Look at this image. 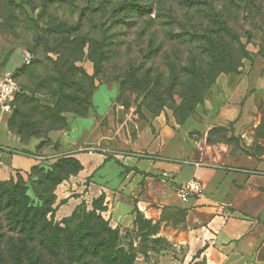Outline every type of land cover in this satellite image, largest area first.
I'll use <instances>...</instances> for the list:
<instances>
[{
	"label": "rangeland",
	"instance_id": "374dc122",
	"mask_svg": "<svg viewBox=\"0 0 264 264\" xmlns=\"http://www.w3.org/2000/svg\"><path fill=\"white\" fill-rule=\"evenodd\" d=\"M209 1L212 8L203 7L207 4L197 5L202 9H213L214 12H225L230 8L224 9L221 0ZM47 2L50 4L46 9L0 8V76H13L20 88L12 101L9 118H14L16 127L19 124L24 126L22 136L17 135L21 142L33 137L40 144L44 141L40 136H47L50 130L66 129L69 119L79 118L99 120L105 138L98 145L77 146L73 148L74 151L67 152L50 139L41 146L38 144L34 152L37 162L31 169H36L34 172L40 176L53 166L59 168V175L65 179L55 187L54 195L52 191L37 187L29 190L35 202L39 194L46 193L45 198L53 199L55 196L53 207L56 208L59 202L57 192L72 195L74 191H81V186L89 184L87 180L79 185L73 182L76 174L67 176L65 173L76 172L79 161L74 154L80 152L90 153L93 150V153L104 154L106 157L102 158L104 162L100 166L105 164V168L99 176L108 179L105 181L108 186H116L125 172L122 157L132 153L128 145L132 139L129 127L134 125L133 122L148 121L155 116L164 115L181 127H191L208 120V124L216 125L208 134L209 142L232 143L238 140L239 135L229 138V127H232L234 119L246 118V124L252 126L251 134L264 141V0H253L254 10L241 12L239 8L236 14L228 18V23L242 36L247 55L237 69L219 73L196 102L188 94V86L197 81L200 74L204 77L209 72L208 66L203 70L190 69L189 72H182V69L156 71L161 58L150 60L143 56L150 45L165 40L167 24L170 23L167 19L173 16V9H161L164 14L161 21H166L164 25L158 26L154 22L146 24L144 28L143 23L135 26L120 23L125 15L116 9L117 0L110 1L103 11H94L90 23L87 19L90 11L85 9L88 7L85 0ZM170 3L178 15L186 9L176 2ZM85 11L84 19H79L80 13ZM155 13L156 10L152 9L151 17ZM193 22H200L197 16ZM175 27H172V33L179 32ZM63 50L64 56L61 54ZM90 57L98 60L97 75L95 63ZM27 59L29 63L25 62ZM74 59L75 62L71 63ZM56 63H64L65 70L61 77L54 71ZM140 65L138 72L131 71V67L134 69ZM151 66V86L147 89L141 86L142 90L132 88L134 79L140 81ZM34 81L42 84V93L30 95ZM24 98L30 103L22 108L20 103ZM237 106L246 107V115L242 116L241 112L237 115L234 111ZM251 151L258 152V148H251ZM71 158L77 162H70ZM31 169L10 171L8 165L3 163L0 164V179L19 174L28 182L27 174ZM76 202L77 206L83 204L91 209L93 204L100 207L104 201L103 198L91 200L88 194L85 199L80 202L76 199ZM145 206L136 210L127 223L116 227L110 225L119 231V244L135 253L136 264H212L215 254L207 255L202 253V249L215 245L209 241L204 244L202 240H194L193 235L191 242V230L185 221L184 208L159 206L153 202ZM228 256L219 254L216 264L237 262V255L234 261L229 260Z\"/></svg>",
	"mask_w": 264,
	"mask_h": 264
},
{
	"label": "crops",
	"instance_id": "0c3cea01",
	"mask_svg": "<svg viewBox=\"0 0 264 264\" xmlns=\"http://www.w3.org/2000/svg\"><path fill=\"white\" fill-rule=\"evenodd\" d=\"M234 111L244 116L247 108L237 106ZM236 119L228 131L229 138L239 135L233 143L209 142L208 134L216 125L208 120L191 127H181L164 115L133 122L128 142L132 153L122 157L125 172L113 187L99 176L105 168V164L100 166L104 154L93 150L74 154L81 168L73 182L82 185L88 180L89 184L72 192L77 196L57 192L54 219L69 216L77 206L76 199L80 202L88 194L91 200L103 198L101 215L114 227L127 223L136 210L150 202L180 206L186 212L190 239L193 235L194 240L215 245L202 249L207 255L215 254L212 264L217 263L219 254H229L231 261L237 255L233 264H264V141L251 134L246 118ZM8 120L9 114L0 111V164H7L10 171L28 170L37 162L34 152L40 141L31 137L21 142L9 129ZM69 121L66 129L47 132L48 139L66 152L77 146L98 145L105 138L99 120ZM192 178L201 182V195L178 200L174 186Z\"/></svg>",
	"mask_w": 264,
	"mask_h": 264
},
{
	"label": "trees",
	"instance_id": "16d2710c",
	"mask_svg": "<svg viewBox=\"0 0 264 264\" xmlns=\"http://www.w3.org/2000/svg\"><path fill=\"white\" fill-rule=\"evenodd\" d=\"M1 1V9H46L50 4L48 0ZM110 1L112 0H85V5L88 6L85 9L90 11L88 22H91V17L95 12L103 11ZM221 1L224 9L228 7L231 9L225 12H214L213 9H202L197 5L207 4L203 7L212 8L209 0H117L116 9L125 15L120 23L126 26L143 23L144 28L146 24L154 22L158 26L164 25L166 21H161L164 16L161 9H166V7L173 9V16L170 17L167 14L171 19H167L170 23L167 24L165 40H159L158 44L150 45L143 56L150 60L161 58L156 71L182 69V72H189L190 69L203 70L208 66L209 72L204 77L200 74L197 81L188 86L190 90L188 94L190 93L193 102H196L203 90L214 81L219 73L237 69L241 65L242 58L247 55L245 43L241 41L242 36L228 23V18L236 14L239 8L241 12L242 10L243 12L254 10L253 0ZM170 2H176L177 5H182L186 9L178 15L173 8L174 5ZM152 9L156 10L153 17H151ZM86 14L87 11L81 12L79 19L82 20V17L84 19ZM195 16L200 21L197 24L193 22ZM204 20L205 23H202ZM199 23L202 25H198ZM170 25L172 27L175 25L179 32L173 31L172 33L174 29ZM149 41L154 40L149 39ZM60 46L57 48L60 49ZM61 54H59L60 58H63L64 55ZM90 58L95 63L96 74L98 60ZM74 62L75 59L71 60V63ZM54 66V71L60 77L63 76L64 63L62 65L56 63ZM162 67L165 68L162 69ZM140 68L141 65L130 69L135 73ZM152 71L153 66L148 67L146 73L140 77V81L134 79L132 88L140 89L143 86L147 89L151 86ZM33 85L34 87L29 90L30 95L42 93L40 82L34 81ZM29 103L30 101L24 98L20 107L25 108ZM14 122V118L12 120L9 118V129L14 134L22 136L24 126L19 124L16 127ZM40 137L44 139L43 142L50 141L46 135ZM69 161L77 162L73 158ZM80 168L79 163L76 172L65 173L67 176L74 175L79 172ZM35 170L33 168L27 174L28 182L19 174L0 179V264H136L135 253L125 250L119 244L118 229L112 228L101 215L103 205L98 207L93 204L91 209H87L85 205L80 204L69 216L57 221L53 215L55 196L53 199H48L45 198L46 193H42L36 197L37 202H35L29 190L32 191L37 187L53 193L60 181L65 179L64 176L59 175V168H53V166L50 171H45L40 176L34 172Z\"/></svg>",
	"mask_w": 264,
	"mask_h": 264
},
{
	"label": "built area",
	"instance_id": "2783aa9c",
	"mask_svg": "<svg viewBox=\"0 0 264 264\" xmlns=\"http://www.w3.org/2000/svg\"><path fill=\"white\" fill-rule=\"evenodd\" d=\"M25 62L29 63V59ZM18 91L19 86L11 75L0 76V111L12 112V101ZM174 191L181 201H186L188 198L201 195L202 184L198 179L192 178L187 182L175 185Z\"/></svg>",
	"mask_w": 264,
	"mask_h": 264
}]
</instances>
